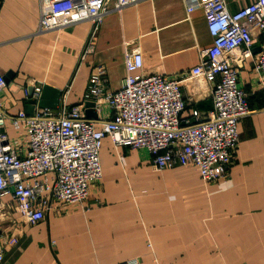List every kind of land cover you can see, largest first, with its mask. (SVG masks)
<instances>
[{
	"label": "crops",
	"instance_id": "0c3cea01",
	"mask_svg": "<svg viewBox=\"0 0 264 264\" xmlns=\"http://www.w3.org/2000/svg\"><path fill=\"white\" fill-rule=\"evenodd\" d=\"M255 1L224 0L231 13ZM39 2L0 0V72L10 74L0 103L8 115L25 111L26 87L38 84L60 93L51 111L84 105L87 118L108 119L105 104L82 102L88 78L102 66L103 94L115 93L132 49L142 54V74L181 83L183 119L196 111L203 120L212 111L211 86L189 78L212 45L203 9L187 12L193 1L143 0L121 11L111 3L92 35L87 22L39 33ZM253 36L255 58L264 50V35L253 30ZM254 58L243 60L240 50L229 57L251 112L239 122L226 178L207 184L191 166L157 171L145 150L104 139L102 178L83 205L52 203L44 220L29 225L10 194L0 197V264H264V96ZM39 102L33 111L42 110ZM3 130L16 138L8 122ZM12 238L17 244L6 245Z\"/></svg>",
	"mask_w": 264,
	"mask_h": 264
},
{
	"label": "built area",
	"instance_id": "2783aa9c",
	"mask_svg": "<svg viewBox=\"0 0 264 264\" xmlns=\"http://www.w3.org/2000/svg\"><path fill=\"white\" fill-rule=\"evenodd\" d=\"M142 1L40 0L38 32L61 31L87 22L92 35L110 11L109 4L121 11ZM188 1L195 6L187 12L195 7L203 9L212 39L211 47L189 73V78H201L211 86L212 111L207 118L201 120L193 111L191 120L183 119L181 83L165 76L142 74L138 49L125 53L126 76L115 93L103 94L106 81L102 66L97 65L89 76L83 104H105L111 114L99 123L86 117L84 105L65 106L58 111L35 110L30 116L21 111L11 116L0 103V197L11 195L25 223L35 225L44 220L52 203L68 207L86 202L91 186L102 178L100 148L104 139L114 147L145 150L157 171L191 166L207 184L227 177L238 148L239 122L251 112L229 57L240 50L243 60L254 58L253 30L264 35V0L233 13L227 11L224 0ZM253 64L264 96V50L255 56ZM5 86L0 72V94ZM42 89L38 84L26 87L25 100L37 103ZM7 122L17 135L15 139L3 130ZM16 244L15 238L6 243ZM3 252L0 246V263ZM136 263L137 259L123 264Z\"/></svg>",
	"mask_w": 264,
	"mask_h": 264
},
{
	"label": "water",
	"instance_id": "95a60500",
	"mask_svg": "<svg viewBox=\"0 0 264 264\" xmlns=\"http://www.w3.org/2000/svg\"><path fill=\"white\" fill-rule=\"evenodd\" d=\"M10 78V74H7L6 76H4V80H5V84L8 83ZM32 91L29 90V96H31ZM59 95L60 93L54 89H52L51 87H43L42 89V93L40 96V102H39V107L43 110V109H58L59 107V103H58V99H59ZM25 114L30 116L32 115L33 112V104L34 101L32 100H28L25 102ZM89 107H93L94 104H89Z\"/></svg>",
	"mask_w": 264,
	"mask_h": 264
}]
</instances>
